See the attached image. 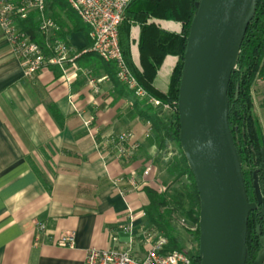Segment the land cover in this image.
<instances>
[{
  "label": "crops",
  "instance_id": "0c3cea01",
  "mask_svg": "<svg viewBox=\"0 0 264 264\" xmlns=\"http://www.w3.org/2000/svg\"><path fill=\"white\" fill-rule=\"evenodd\" d=\"M148 22L172 33L182 28L173 20ZM139 36L134 22L129 56L141 71ZM66 37L77 51L91 45L87 30H70ZM177 61L175 55L164 57L153 81L158 90L167 91ZM65 68L63 74L50 65L26 77L0 28V264H83L88 248L112 246V233L125 237L129 208L135 225L149 224L144 187L151 185L132 188L128 180H140L148 163V182L170 177L156 165L158 150L147 139L150 124L135 105L140 98L113 83L105 61L87 51ZM251 93L264 133V77ZM127 131L137 145L127 158L101 154L95 139ZM118 178L124 181L116 184ZM38 221L46 222L43 232ZM67 232L75 235L73 248L49 242Z\"/></svg>",
  "mask_w": 264,
  "mask_h": 264
},
{
  "label": "trees",
  "instance_id": "16d2710c",
  "mask_svg": "<svg viewBox=\"0 0 264 264\" xmlns=\"http://www.w3.org/2000/svg\"><path fill=\"white\" fill-rule=\"evenodd\" d=\"M195 0H132L126 9L125 17L119 27L118 39L123 57L137 83L146 92V98L138 100L135 105L137 113L150 124L147 139L154 145L158 152L167 149L170 144L178 147L175 158L163 162L157 153L155 162L164 165L165 171L171 177L179 179L186 177V183H182L173 192L166 189L158 193L145 186L144 191L149 202L144 207L148 223L155 226L165 234L173 247L180 248L181 242L177 238L175 216L195 223L197 228L195 235L198 237L199 196L194 176L187 164L179 143V121L176 111L178 99L179 80L183 63V53L186 48V37L195 12ZM51 16L60 26L58 35L66 38L68 31H84V26L74 24V14L66 8L64 0H54L50 6ZM173 20L181 23V32L172 33L161 29L155 23H149L148 19ZM79 20V18H77ZM74 19L75 23L78 21ZM80 22V21H78ZM140 24V36L138 47L140 51V64L142 70H137L130 59V28L132 23ZM21 27L30 34L31 38L43 48L45 41L38 33L34 14L22 21ZM46 53L47 50H45ZM175 55L178 61L170 75L166 92L158 90L154 84V78L166 55ZM264 0H256L254 14L247 26L241 42L236 68L233 70L228 86V122L233 137L234 145L241 161V168L245 182V188L250 201L254 200L252 189V172L249 169L255 165L261 166L260 150L264 148V133L258 116L254 112V103L251 86L258 77H264ZM107 64V63H106ZM107 73L113 83L124 90L127 87L115 76L113 69L108 67ZM158 100L174 108V117L162 118L148 98ZM140 107V108H139ZM53 116H56L53 110ZM248 168L245 170L243 165ZM259 186L263 196L262 203L251 211L247 222V257L246 264H252L260 249L259 235L256 227L259 226L261 235H264V172L258 174ZM200 258L198 252L193 264H198Z\"/></svg>",
  "mask_w": 264,
  "mask_h": 264
},
{
  "label": "water",
  "instance_id": "95a60500",
  "mask_svg": "<svg viewBox=\"0 0 264 264\" xmlns=\"http://www.w3.org/2000/svg\"><path fill=\"white\" fill-rule=\"evenodd\" d=\"M256 0H195L186 37L176 111L179 143L199 196L198 264H246L247 222L262 203L259 169L254 200L228 122V86ZM264 170V148L260 150ZM252 264L264 263V235Z\"/></svg>",
  "mask_w": 264,
  "mask_h": 264
},
{
  "label": "built area",
  "instance_id": "2783aa9c",
  "mask_svg": "<svg viewBox=\"0 0 264 264\" xmlns=\"http://www.w3.org/2000/svg\"><path fill=\"white\" fill-rule=\"evenodd\" d=\"M54 0H0V28L12 51L19 59L26 77H32L41 69L50 65L57 66L63 74L66 64L74 62L84 52L91 51L102 60L111 62L116 78L140 99L148 97L130 72L119 44L118 31L125 17L126 9L132 0H64L67 7L76 14L87 30L91 45L81 52L68 41L58 36L60 26L50 15V4ZM34 14L38 33L43 36L44 48L35 42L30 34L21 27V22ZM47 50L48 53L45 52ZM155 107L165 106L158 100L148 98ZM132 132L127 131L116 136L107 135L95 139L99 151L109 153L117 159H125L130 149L137 145L131 142ZM153 165L146 164L140 180H128L132 188L148 184L144 178L152 171ZM118 178L116 184L123 182ZM123 193L125 188H119ZM133 211L129 208L127 223L122 226L124 238L118 233L111 234L113 245L108 248L91 247L86 250L83 264H193L197 252L190 253L184 246L173 247L168 237L155 226L134 224ZM37 228L43 232L45 221H38ZM50 243L61 247L73 248L75 235L67 232L59 235Z\"/></svg>",
  "mask_w": 264,
  "mask_h": 264
},
{
  "label": "rangeland",
  "instance_id": "374dc122",
  "mask_svg": "<svg viewBox=\"0 0 264 264\" xmlns=\"http://www.w3.org/2000/svg\"><path fill=\"white\" fill-rule=\"evenodd\" d=\"M66 8H68L67 5H66ZM77 18L74 16V19H77ZM74 19H73L74 24L81 23V22H78V21H80L78 19H77L78 21L75 23ZM78 51L81 52L82 50H78ZM105 63H107L106 65L109 68L113 69V71H114V66L111 62L105 61ZM261 78L262 77L257 76L255 78L252 86L255 83H257L258 80L260 81ZM156 112L159 115H161V117L164 119H170V118L174 117V108L171 106H170V108H167V110H163L158 106L156 108ZM177 153H178V147L175 146V144H170L167 147V149H163L161 152H158V154H160L161 160L163 162H166L168 160H172L173 158H175L177 156ZM156 165L165 171L163 164H161L160 162H156ZM243 168L246 170L248 167L244 164ZM256 168H259V167L255 165L253 167H250L249 169L255 170ZM150 181H152V182H148V183L151 186H148V187L152 188L153 190L157 191L158 193H162L166 189H168L169 192H173V191L177 190L182 183H184V184L186 183V177L182 176L179 179H176V178L170 176L169 179L165 180V179H163L162 175H159V177H156ZM175 217L177 218L174 222L176 227H177V235H176L177 238L181 242L182 246H184L187 250H189L190 253L195 252L196 249H198V238H199V232H198V237H196V235H195V230L197 228L196 224L189 222L187 220H184L183 218H181L178 215Z\"/></svg>",
  "mask_w": 264,
  "mask_h": 264
},
{
  "label": "flooded vegetation",
  "instance_id": "af4514ba",
  "mask_svg": "<svg viewBox=\"0 0 264 264\" xmlns=\"http://www.w3.org/2000/svg\"><path fill=\"white\" fill-rule=\"evenodd\" d=\"M256 166H258V165H256ZM261 166H262V163H261ZM258 167H259V168H256V169H259V172H258V174H259V173H260V171H261V170H263V168H262V167H260V166H258ZM263 172H264V170H263ZM197 250H198V249H196V252H197Z\"/></svg>",
  "mask_w": 264,
  "mask_h": 264
}]
</instances>
